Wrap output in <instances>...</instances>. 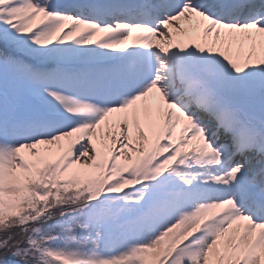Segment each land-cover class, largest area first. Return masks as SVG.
<instances>
[{
  "label": "snow or ice",
  "instance_id": "1",
  "mask_svg": "<svg viewBox=\"0 0 264 264\" xmlns=\"http://www.w3.org/2000/svg\"><path fill=\"white\" fill-rule=\"evenodd\" d=\"M0 264H264V0H0Z\"/></svg>",
  "mask_w": 264,
  "mask_h": 264
}]
</instances>
